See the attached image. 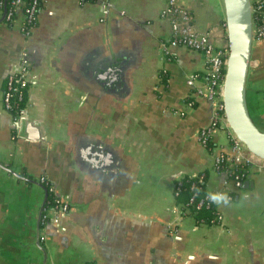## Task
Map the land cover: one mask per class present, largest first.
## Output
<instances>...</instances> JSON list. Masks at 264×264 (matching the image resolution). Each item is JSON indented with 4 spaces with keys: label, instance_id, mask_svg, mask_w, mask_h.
Here are the masks:
<instances>
[{
    "label": "crops",
    "instance_id": "1",
    "mask_svg": "<svg viewBox=\"0 0 264 264\" xmlns=\"http://www.w3.org/2000/svg\"><path fill=\"white\" fill-rule=\"evenodd\" d=\"M0 3V264H264V171L243 166L236 187L213 170L219 154L233 162L231 133L218 126L200 142L212 103L187 79L204 73V57L169 46L165 59L166 0H42L28 35L22 12L7 22ZM179 3L197 31L222 29V0ZM22 59L29 85L14 117L3 92ZM246 100L264 131V38ZM201 172L208 192L231 196L216 205L219 225L176 212L174 181ZM42 176L70 206L57 225L41 222Z\"/></svg>",
    "mask_w": 264,
    "mask_h": 264
},
{
    "label": "built area",
    "instance_id": "2",
    "mask_svg": "<svg viewBox=\"0 0 264 264\" xmlns=\"http://www.w3.org/2000/svg\"><path fill=\"white\" fill-rule=\"evenodd\" d=\"M81 3L94 2L96 0H78ZM253 7V41H259L264 38V0H251ZM42 0H12L10 6L5 10L4 20L12 22L15 13L19 10L22 12L23 21L20 26L21 31L28 35L35 27L32 23L37 19L40 11ZM2 5V3H0ZM161 15L170 20V37L161 43L163 55L166 60L171 58L168 48L169 46H183L196 51H200L204 57V73L201 75L194 74L187 79L188 85H193L197 80H201V84L195 87L194 95L197 98H204L212 103V116L208 125L203 127L199 132V139L202 145L206 146L210 141L211 134L218 126H225L229 129L223 108V81L226 70V62L228 56V43L226 36V25L223 24L221 30L211 28L206 32H199L194 28L191 13L180 5L179 0H166V5L161 11ZM221 37L222 42H218ZM25 55V54H24ZM29 85V74L25 66V59H22L20 68L12 71L6 77L5 88L3 92L4 108L14 117L23 114V108L18 109L20 102L26 96ZM195 100L190 99L186 102L187 108H192ZM180 115L185 111H180ZM230 130V129H229ZM232 148L235 152L233 162L224 154H219L214 158L213 170L216 173H223L233 181L234 186L241 185V177L239 169L243 166L251 165L258 170L264 171V159L250 153L244 144L230 131ZM183 177V176H182ZM182 177L177 178L174 183V194L182 185ZM197 181L205 188L207 175L205 172L198 173L194 176ZM39 181L46 186L47 194L52 193L54 197L46 202L43 207L41 222L59 223L61 215L66 214L70 210V206L59 195L56 194L54 184L47 180L44 176ZM195 183H192V187ZM208 192L205 188V195L201 197L196 204L200 208L204 204L209 205ZM196 193L190 198V202L194 201ZM231 197V196H230ZM216 208V205H215ZM215 221L212 225H219L223 219L222 213L217 208ZM176 212L179 218L192 215L188 207L181 209L179 204Z\"/></svg>",
    "mask_w": 264,
    "mask_h": 264
},
{
    "label": "water",
    "instance_id": "3",
    "mask_svg": "<svg viewBox=\"0 0 264 264\" xmlns=\"http://www.w3.org/2000/svg\"><path fill=\"white\" fill-rule=\"evenodd\" d=\"M222 3L228 43L223 81L224 114L230 131L250 153L264 159V131L250 117L246 100V81L254 42L252 1L222 0ZM6 4L7 0H4V12Z\"/></svg>",
    "mask_w": 264,
    "mask_h": 264
},
{
    "label": "trees",
    "instance_id": "4",
    "mask_svg": "<svg viewBox=\"0 0 264 264\" xmlns=\"http://www.w3.org/2000/svg\"><path fill=\"white\" fill-rule=\"evenodd\" d=\"M4 2V0H0ZM12 0H7L6 7L8 8L10 6V2ZM41 9V5L39 7ZM34 26L37 24V19L34 20L32 23ZM160 75L162 79H166L167 73L163 70L160 71ZM26 97V96H25ZM25 97L24 99L20 102V105L18 109H21L25 106ZM210 142V141H209ZM209 142L207 145H209ZM246 172L245 168L239 169V174L240 177L243 176V174ZM182 185L180 186L179 190L176 192L175 195V200L177 204L181 205V209H185L188 207L190 211L193 213L192 216L198 223H204L208 225H212L215 221V204L209 203L207 206L204 204L200 208L196 207L197 201L205 195V188L202 184H200L196 178L190 177V176H183L182 179ZM176 183V181H174ZM192 183H195L194 186L192 187ZM198 190V191H197ZM196 193L194 201L190 202V198L193 196V194ZM54 195L52 193L48 192L47 194V201H51Z\"/></svg>",
    "mask_w": 264,
    "mask_h": 264
},
{
    "label": "clouds",
    "instance_id": "5",
    "mask_svg": "<svg viewBox=\"0 0 264 264\" xmlns=\"http://www.w3.org/2000/svg\"><path fill=\"white\" fill-rule=\"evenodd\" d=\"M208 199L210 203H213L217 206H230L231 205V197L227 194V192L221 191V192L209 193Z\"/></svg>",
    "mask_w": 264,
    "mask_h": 264
}]
</instances>
